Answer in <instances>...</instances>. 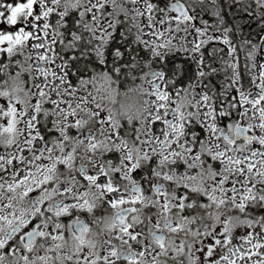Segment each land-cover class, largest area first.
<instances>
[{
  "label": "snow or ice",
  "instance_id": "6c2138e0",
  "mask_svg": "<svg viewBox=\"0 0 264 264\" xmlns=\"http://www.w3.org/2000/svg\"><path fill=\"white\" fill-rule=\"evenodd\" d=\"M0 264H264V0H0Z\"/></svg>",
  "mask_w": 264,
  "mask_h": 264
}]
</instances>
